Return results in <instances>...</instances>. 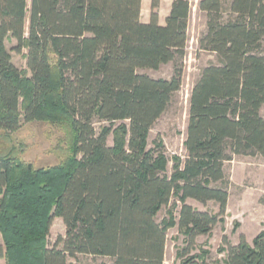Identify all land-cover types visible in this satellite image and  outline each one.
Listing matches in <instances>:
<instances>
[{
    "label": "trees",
    "instance_id": "1",
    "mask_svg": "<svg viewBox=\"0 0 264 264\" xmlns=\"http://www.w3.org/2000/svg\"><path fill=\"white\" fill-rule=\"evenodd\" d=\"M191 0H174L165 25L161 0L142 22V0H0V131L46 122L64 132L62 161L47 167L0 157V234L6 264H68L79 254L113 264H164L166 234L178 226L188 247L180 264L227 212L225 163L235 155L264 159V0H200L207 17L199 44L217 62L204 67L188 109L186 156L168 176L164 145L147 148L149 131L182 86L139 69H159L184 56ZM13 50L26 53L18 68ZM122 123L113 128L112 123ZM98 122L110 125L96 127ZM114 142L108 144L109 135ZM175 197L161 222L162 207ZM214 201L218 213L188 203ZM174 203L173 207H176ZM67 231L49 246L52 222ZM226 241V239H225ZM225 264H264V231L226 244Z\"/></svg>",
    "mask_w": 264,
    "mask_h": 264
},
{
    "label": "rangeland",
    "instance_id": "2",
    "mask_svg": "<svg viewBox=\"0 0 264 264\" xmlns=\"http://www.w3.org/2000/svg\"><path fill=\"white\" fill-rule=\"evenodd\" d=\"M172 0H164L162 15ZM200 0H191V13L188 25V42L184 56L175 62L162 65L159 69H139V73L149 75L153 78L170 79L175 68L181 70L182 86L174 94L173 101L167 111L158 119L149 131L147 137V148L154 149L158 143L164 145V153L169 162L166 174L173 173V158L179 156L182 159L186 156L184 141L186 138L188 124L189 98L192 88L200 76L204 67L217 62L214 52L202 50L199 40L206 31L207 17L198 8ZM161 7V5H160ZM160 9V8H159ZM149 11L142 10V18L146 19ZM15 40H8L7 47L11 51L14 64L20 69L26 67V53H16L13 47ZM264 117V106L261 109ZM127 122L112 123L113 128ZM128 124V123H127ZM102 125H110L109 122H98V130ZM114 142V134L108 138V144ZM67 145L64 141V132L46 122L22 123L20 128L14 131H0V157L10 154L16 159L31 162L35 167H47L62 161ZM225 171L229 180L228 191L229 201L227 212L218 221L213 230L206 235L196 238L191 248L190 255L200 254L202 250L209 251L208 264H225L227 258L226 244H237L240 236L244 235L247 242L253 245L255 237L264 231V159L259 155H235L231 161L225 163ZM1 198V195H0ZM193 207L200 210H207L218 213L219 205L214 201L206 204L199 203L192 199L187 201ZM176 203V207H173ZM180 202L175 197L169 205L162 207L157 216L161 222L173 209L178 218ZM67 227L62 218L53 220L49 246L62 249V243L58 240L65 237ZM226 239V241H225ZM188 247L184 230L178 226L168 229L166 234V249L164 264H180L186 258L180 254ZM0 248L4 249L3 240L0 234ZM0 264H6L3 253L0 252ZM68 264H113V259L107 256H95L79 254L76 258H69Z\"/></svg>",
    "mask_w": 264,
    "mask_h": 264
},
{
    "label": "crops",
    "instance_id": "3",
    "mask_svg": "<svg viewBox=\"0 0 264 264\" xmlns=\"http://www.w3.org/2000/svg\"><path fill=\"white\" fill-rule=\"evenodd\" d=\"M173 1L174 0H172L170 5L168 6L167 12L164 15H162L161 10H162V7L164 5V0H161V7L159 9V24L160 25H165L166 24V19H167L169 13H170V9H171V5H172ZM151 6H152V0H142V10L145 8L147 11H149V16L146 19L141 18L142 22H144V23H149L150 20H151V11H152L151 10L152 9ZM192 200H194V199H192ZM194 201H196V200H194Z\"/></svg>",
    "mask_w": 264,
    "mask_h": 264
}]
</instances>
